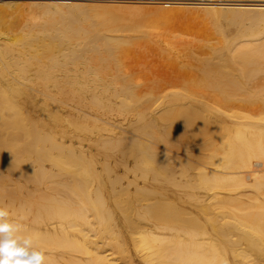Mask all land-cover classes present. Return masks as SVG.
<instances>
[{"label":"bare ground","instance_id":"obj_1","mask_svg":"<svg viewBox=\"0 0 264 264\" xmlns=\"http://www.w3.org/2000/svg\"><path fill=\"white\" fill-rule=\"evenodd\" d=\"M53 3L0 38V207L47 264H264V4H206L216 40L180 39L189 79L155 106L120 58L157 20Z\"/></svg>","mask_w":264,"mask_h":264},{"label":"rangeland","instance_id":"obj_2","mask_svg":"<svg viewBox=\"0 0 264 264\" xmlns=\"http://www.w3.org/2000/svg\"><path fill=\"white\" fill-rule=\"evenodd\" d=\"M51 1L54 2L53 4H55V5L61 4L60 5L61 7H62V5L64 6V4L65 5L66 4L71 5V4H77L78 3V5H79V3H81V5L83 4L82 6L87 5V7H97L99 9L101 8V10L106 7L105 9H107V10H112L115 12L118 10L117 12L121 11L124 14H128V15L137 13L136 16L139 15V17H140L142 15L143 16L146 15L150 18L157 20V22H155V23L154 22L145 23L144 21H142L141 24H143V25H139V30H137V31H143L141 34L142 36L140 38V35L137 34V35H135V37H137V38H135V40H134V41L137 40L140 43H137L134 46L131 45L127 49V51L125 53H123V55H121L122 59L120 58V68H121L122 72L127 74V75H130V77L133 79L135 87L137 85L138 93H140L141 95L146 94L147 96H149V97L151 96L152 98L157 97V99H159V101L155 104V106L157 104H159L160 97L163 98V96H166L169 93H173L175 91L180 90L182 83H184L183 82L184 76H185L184 81H187V79H189V77H187L185 74H183V71L185 73L188 71L184 70L182 68H179V66L177 64H175V63H180L183 59L182 54H180L181 49H180L179 44H178V42L181 41L180 39H182L183 41H186V42H191L193 48L199 52H203V50H204V47L201 46L202 44H206V43L208 44V43L215 42L216 39H215V31H214V27H213L214 24H211L210 13L208 15L206 14L207 18L204 14L206 11H204V12L202 11L201 12L202 14L200 13L201 9L206 10V7H209V6H205L206 4L207 5H208V3H210V4L216 3L217 4L220 2H222V3L231 2L229 4H235V3H239V2L243 3V4H246V3L247 4H250V3L251 4H255V3L264 4V2H261L264 0H255V1L254 0H248V1L244 0L246 2H244L243 0H234L235 2L233 0H229V2H228V0L227 1H224V0H210V1H208V0H196V1L195 0H189L188 1L187 0L188 2L186 0H136V1L135 0H0V13H1L0 14V20L2 21L1 23H3V24H0V34H1L0 38L3 39L5 34L10 33L9 35H11L12 32H13L12 35L14 34L13 36H18L20 33H22V28L19 26V25H21V24H19V22L22 20L21 17L25 16L26 18H28L29 15L26 16V14L29 12L31 5H35V3L36 4L40 3L39 5L37 4L34 6V7H36V10L32 6L34 9V12H35V13L33 12L32 18H36L39 16L42 17V15H43L42 11L45 9V7L50 6V5H48L49 3L52 4ZM189 2H191L192 4L191 3L189 4ZM204 2H205V4H204ZM31 3H33V4H31ZM43 3L46 4L45 7L42 6ZM180 3H188L189 5L183 4V6H182ZM193 3H195V4H193ZM201 3H202V5H201ZM7 4H9L10 6ZM14 4L17 5L18 7L15 6ZM13 5H14V7H13ZM25 5H28V6L30 5V6H29V8L26 6V8H28V9H26L25 7H23ZM197 6H200V9ZM4 7H6V8H4ZM21 7H22V9H20ZM32 7H31V9H32ZM108 7H109V9H108ZM133 7L135 9H133ZM183 7L186 9H183ZM188 7H190L191 9H189ZM38 8L41 9L42 13H40V10ZM15 9L17 11L16 13H15ZM178 9H180V11ZM196 9H197V11H196ZM32 10H30L31 11L30 13H32ZM158 10H160V13L158 12L159 14L157 15ZM168 10H170V13L168 12ZM171 10H174V11H171ZM183 10H185V11H183ZM13 11H14V13H13ZM165 11H166V13H165ZM161 12H163V13H161ZM10 14H12V15H10ZM34 14H36L37 16L36 15L34 16ZM9 15H10V17H9ZM4 16H6V17H4ZM30 16H31V14H30ZM157 16H158V19H157ZM159 16H161V17H159ZM37 19L39 20V18H36V20ZM207 19H209V21ZM10 22H11V24H10ZM16 24H18V26ZM2 25H4V26L2 27ZM13 26H15V28ZM234 27L239 28V25H226V26L224 25L223 26L225 31L227 29L228 32H230V31L235 32V30L237 28L234 29ZM3 28H4V30H3ZM6 28H8V29H6ZM11 28H14L15 30L11 29ZM16 29L18 30V32ZM5 30H7V31H5ZM146 30H149V31H146ZM145 32H146V35H145ZM125 33H128V32H124L123 34L125 35ZM130 33L131 32H129V34ZM118 34H120V33H118ZM126 35L128 36V34H126ZM138 35H139V38H138ZM145 39H146V41H145ZM152 40H153V42H152ZM167 65H169V67ZM70 66H72V65H70ZM173 75H175V76H173ZM261 75L264 76V74H261ZM102 86H103V88H106L105 87L106 85H102ZM169 87H170V89H168ZM173 88H175V89H173ZM98 89H95V91H99V92L101 91L103 93L101 87H100V90H98ZM103 90H106L107 92L109 91L108 88L103 89ZM113 90L114 89H112V92H113ZM162 91H163V94H161ZM147 93H149L151 95H149ZM154 95H155V97H154ZM159 95H161V96H159ZM58 100H59V98L57 99V101ZM60 100L57 102V104H59V105L62 102V100L61 101ZM47 101H51V100L47 99ZM66 102L70 103L72 108L70 107V104L69 105L64 104V106H66V108H67V112L63 110V112H62L63 116H68L72 112L76 113V111L81 109V107L79 105L75 104L74 101H70V102L66 101ZM155 106H153V107H155ZM74 107H75V109H74ZM85 110L86 111L89 110V113L92 112V111H90V109H87L86 107H82V109L79 111L82 112ZM249 112L253 113L254 111H249ZM114 114H115L114 118H116L117 120H122V119L127 117V115H121L118 112H114ZM92 120H93V118L90 117L89 122H93ZM91 124L89 125V130L93 129L92 131H96L93 124L92 125ZM84 140L87 141V139H84ZM85 141L83 142V144L85 146H88V141H87V143H85ZM189 142H192V140H190V141L188 140L187 145L191 144ZM160 145L162 146V143ZM164 145H166V144H163L162 147H165ZM197 145H198L197 142L195 144L192 142V145H190L189 147L195 148ZM179 154L183 157V151L182 150L179 151ZM46 166H48V163L46 164ZM53 170H54L53 173L57 175L56 177H54L53 180L60 181V179H66V177H65L67 174L66 170H64L66 174L64 172H60L61 170L57 169V168L56 169L53 168ZM57 171H58V173H57ZM60 174H62V175H60ZM56 178H58V179H56ZM102 178H104L106 180V176H103ZM53 182H55V181H53ZM51 184H49V185L52 186V188H55L54 190L58 191V188H60V187H56L55 186L56 183L54 184L51 182ZM53 184H54V186H53ZM155 185L157 186L159 184H155ZM57 186H59V185L57 184ZM168 187L174 189L172 186H168ZM130 190H131L130 193L134 194V193H132V192H134V188H131ZM61 192H63V191H61ZM111 192H110L111 197L113 195L114 196L116 195L115 192L114 193H113V191H111ZM130 193L127 195H125L126 193H123L124 196L120 195V198H123L122 200H124L125 196L130 195L129 198H126L124 201L131 203V201H133V197H131ZM193 193H198V192L194 191ZM121 196H123V197H121ZM3 197L5 200L6 197L5 196H3ZM134 203H135V205L138 204V202H135V201H134ZM134 203L132 202L131 205ZM115 211L120 216V218L122 219L123 218V216H122L123 214L121 215L122 210L120 211L119 209H115ZM129 211H131V210H128V212Z\"/></svg>","mask_w":264,"mask_h":264},{"label":"clouds","instance_id":"obj_3","mask_svg":"<svg viewBox=\"0 0 264 264\" xmlns=\"http://www.w3.org/2000/svg\"><path fill=\"white\" fill-rule=\"evenodd\" d=\"M0 207V264H47L43 250H36L31 235L22 234V226Z\"/></svg>","mask_w":264,"mask_h":264}]
</instances>
